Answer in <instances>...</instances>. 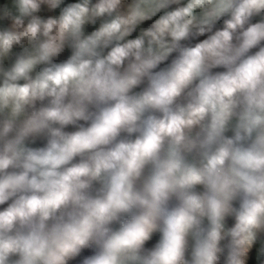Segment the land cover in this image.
<instances>
[{
  "label": "clouds",
  "instance_id": "1",
  "mask_svg": "<svg viewBox=\"0 0 264 264\" xmlns=\"http://www.w3.org/2000/svg\"><path fill=\"white\" fill-rule=\"evenodd\" d=\"M0 264H264V0H0Z\"/></svg>",
  "mask_w": 264,
  "mask_h": 264
}]
</instances>
